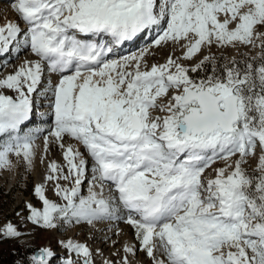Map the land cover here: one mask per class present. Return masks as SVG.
<instances>
[{
	"label": "snow or ice",
	"instance_id": "6c2138e0",
	"mask_svg": "<svg viewBox=\"0 0 264 264\" xmlns=\"http://www.w3.org/2000/svg\"><path fill=\"white\" fill-rule=\"evenodd\" d=\"M11 6L18 21L0 26V57L27 50L34 58L0 77V169L13 156L32 166L36 133L45 131H25L44 106L37 99L48 102L41 119L50 117L41 163L50 143L63 158L48 162L27 219L45 229L129 225L138 246L102 264H133L141 251L150 264H264V0ZM148 34V46L113 58ZM162 46L173 52L149 64L151 48ZM46 73L58 79L41 87ZM20 235L12 223L0 227V238ZM59 243L63 258L45 247L30 264H95L86 243Z\"/></svg>",
	"mask_w": 264,
	"mask_h": 264
},
{
	"label": "rangeland",
	"instance_id": "374dc122",
	"mask_svg": "<svg viewBox=\"0 0 264 264\" xmlns=\"http://www.w3.org/2000/svg\"><path fill=\"white\" fill-rule=\"evenodd\" d=\"M11 1L7 0V3H3L4 1L2 2L3 4L0 3V24H4L6 22V18L8 19L10 17V14L9 17L7 15L8 9H11V14L15 15L16 19L18 20L17 13L13 10L11 6L14 2ZM23 25L24 24L21 22L22 28L25 26ZM149 44L150 42L145 45L142 44L139 47L137 46L138 48L136 47V51H139L140 49L148 46ZM213 51L217 50L214 48ZM241 51H247V49H241ZM256 51H258V49ZM172 52L173 48L171 46H162L158 48L153 47L151 48L150 53L148 54L152 57L150 58L151 60L148 59V62L150 61L149 63H163L166 60L167 56ZM180 54V50L177 49L175 51V55ZM225 55H228L230 57L236 56L237 58H239L238 53H234V49L227 50L225 52ZM15 57L20 58L21 56L17 55ZM198 58L200 57L198 56L197 59ZM45 78L46 80H44V82L46 84L42 87L47 86L48 80H51L50 74H46ZM46 101L47 100L37 99L36 104L40 105L41 103H43V107H46ZM39 111H41V107H37L34 112V115L36 116V123L29 125L27 128H25V131L34 130L36 128H44L46 131L45 135H47L48 123L40 122L42 120V113H36ZM42 137V134H40V132H37L35 142L41 141ZM67 142L74 143L70 140ZM51 152L52 157L55 161L63 160L61 150L54 143H51ZM41 157L42 155H39L40 162ZM10 159L12 160V164H19V177L14 186L10 187V168L0 169V227H3L7 223H12L21 232V235L18 238H0V264H30L31 257L33 255H36L39 249L45 247L54 249L55 251H57L58 254L61 253L63 256L64 249L59 242L68 238L74 239L78 242L86 243L90 248H92L94 245L96 246L103 244L105 245V247H107L109 246L108 244L115 242V246L114 249L111 251V254L119 251L121 255H123V250H121V246L124 242L123 240L125 236L127 235V237H130L135 240L134 230L122 221H105L103 223H99V227H96L97 225L93 226L87 224L60 225L58 229H45L33 224L27 219V216L30 213L26 208V204L33 203L36 206H40L33 192L34 186L36 185L37 177L34 174L33 170H31V168L26 167L23 160H17L14 156L10 157ZM256 166L257 165L254 164L251 157H249L248 163L247 165H245V167L248 168L249 171H252L256 168ZM23 195V200L20 202V197H22ZM48 195L49 197H51L52 193L49 191ZM117 229L119 230V235L115 234L117 232ZM122 229L123 233L120 232L122 231ZM125 231H127V233ZM135 242L138 246V242L136 240ZM17 252H21V254H19V257H10V254H16ZM26 253L27 255H25ZM140 254L142 256L144 264H150L147 257L142 251L140 252ZM117 258L118 257H114V259Z\"/></svg>",
	"mask_w": 264,
	"mask_h": 264
},
{
	"label": "bare ground",
	"instance_id": "6f19581e",
	"mask_svg": "<svg viewBox=\"0 0 264 264\" xmlns=\"http://www.w3.org/2000/svg\"><path fill=\"white\" fill-rule=\"evenodd\" d=\"M8 1H11V0H8ZM2 2L3 3H7V0H0V3H2ZM11 2H15V0H12ZM10 10L8 9V11H7L8 12L7 15L9 17V14H10V17L8 19L6 18V22L4 24H6L7 22H17L18 21L16 19L15 15L11 14ZM4 24H0V26H2ZM20 26H21V24H20ZM25 27H26V25L23 28H25ZM144 36L145 35H141L138 38H136L134 41L126 42L122 47L117 48L113 58H119V57L126 56V55H129V54L137 53L138 51H136V50H137V48L139 46H141L142 44L145 45V44L151 42V40H152V34H150L148 41H145V37ZM234 53L236 54L237 51L234 50ZM17 55H20L21 57L20 58L19 57H15ZM33 58L34 57H32L31 53L29 51H27V50L19 51L18 54L15 53V52L14 53H10L8 57H0V77L6 76L7 74L13 72L16 69V67L19 66L25 59H33ZM150 58H152V57L149 56V55L146 56L147 60L150 59ZM149 64H151V63H149ZM46 74H45V76H46ZM50 78H51L53 83H55L56 80L58 79L56 74H50ZM44 80H46V78H44ZM45 84L46 83L43 82L42 86L45 85ZM9 94H11V93H9ZM45 105H48L47 101L45 102ZM47 111H48V107L46 106V107H41V111L36 112V113H43L44 114V113H47ZM49 119H50V117H47L45 115L44 120H41L40 122L41 123H46L44 121L49 120ZM32 120H33V123H30L29 125H32V124L36 123V116L35 115H33ZM40 134H42V136H43L42 138L43 139L41 138V141L35 142V144H36V149H35L36 156H35V159L33 161L32 166L30 167L31 170H33L34 174L37 177L36 184L43 183L44 175L47 172V164H48V162L54 160L53 157H52L51 143H50L49 150L47 152V159L45 160L44 163H41L39 161V155L41 156V155L44 154V143H43V140H44V136L46 134V131H42V132H40ZM259 155H260V151H259V149H257L256 156L255 157H251V159H252V161L254 162L255 165L258 164ZM56 162L63 163V160L62 161L58 160ZM219 166H222V162L218 163L217 165H214V167H219ZM10 170H11V173L9 175V179H10L9 181H10V187H12V186H14V184L16 183V181H17V179L19 177V170H20L19 164L18 163H13L12 166L10 167ZM23 197H24V195L22 197H20V202L23 200ZM95 225H97L96 227H99L98 226L99 223H97ZM120 232L123 233V229ZM125 232L127 233V231H125ZM114 241H115V239H114ZM123 241L124 242H123V244L121 246V250H123V246L125 244L137 245L135 240L130 238V237H127V235L125 236ZM114 243L115 242H112V243L108 244L109 246H107V247H105V245L103 244V245H96V246L94 245L91 248L93 250V252H94L95 264H102V261L104 259H114V256L112 255L113 253L111 254V251L114 249V246H115ZM59 255L61 256V258H63L61 253ZM130 259L133 260V264H144V261L142 260V256H141L140 252H138L135 257H130ZM56 264H60V262L57 261Z\"/></svg>",
	"mask_w": 264,
	"mask_h": 264
},
{
	"label": "trees",
	"instance_id": "16d2710c",
	"mask_svg": "<svg viewBox=\"0 0 264 264\" xmlns=\"http://www.w3.org/2000/svg\"><path fill=\"white\" fill-rule=\"evenodd\" d=\"M30 253H32V252H30ZM19 254H21V252H19V253L17 252L16 254H10L11 255L10 257L16 258V257H19ZM25 255H27V253Z\"/></svg>",
	"mask_w": 264,
	"mask_h": 264
}]
</instances>
